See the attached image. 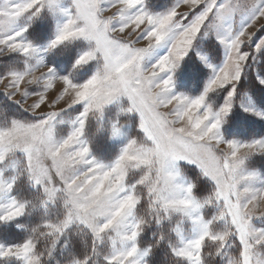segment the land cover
<instances>
[{
	"label": "snow or ice",
	"instance_id": "snow-or-ice-1",
	"mask_svg": "<svg viewBox=\"0 0 264 264\" xmlns=\"http://www.w3.org/2000/svg\"><path fill=\"white\" fill-rule=\"evenodd\" d=\"M0 86V264H264V0H0Z\"/></svg>",
	"mask_w": 264,
	"mask_h": 264
},
{
	"label": "trees",
	"instance_id": "trees-1",
	"mask_svg": "<svg viewBox=\"0 0 264 264\" xmlns=\"http://www.w3.org/2000/svg\"><path fill=\"white\" fill-rule=\"evenodd\" d=\"M9 238L12 239V240H18L20 238V236L18 234L13 233V234L10 235Z\"/></svg>",
	"mask_w": 264,
	"mask_h": 264
},
{
	"label": "rangeland",
	"instance_id": "rangeland-1",
	"mask_svg": "<svg viewBox=\"0 0 264 264\" xmlns=\"http://www.w3.org/2000/svg\"><path fill=\"white\" fill-rule=\"evenodd\" d=\"M180 10H181V11H186L187 9L184 8V7H182ZM0 87H2V86H0Z\"/></svg>",
	"mask_w": 264,
	"mask_h": 264
}]
</instances>
